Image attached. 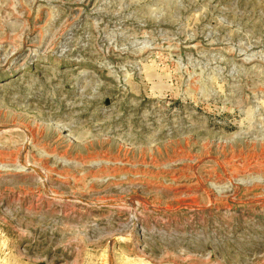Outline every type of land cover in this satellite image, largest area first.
<instances>
[{
    "label": "rangeland",
    "instance_id": "rangeland-1",
    "mask_svg": "<svg viewBox=\"0 0 264 264\" xmlns=\"http://www.w3.org/2000/svg\"><path fill=\"white\" fill-rule=\"evenodd\" d=\"M0 264H264V0H0Z\"/></svg>",
    "mask_w": 264,
    "mask_h": 264
}]
</instances>
